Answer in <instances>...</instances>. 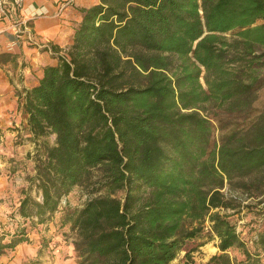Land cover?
<instances>
[{
	"label": "trees",
	"instance_id": "trees-1",
	"mask_svg": "<svg viewBox=\"0 0 264 264\" xmlns=\"http://www.w3.org/2000/svg\"><path fill=\"white\" fill-rule=\"evenodd\" d=\"M79 12L72 44L24 95L33 136L55 139L28 178L39 200L23 193V223H45L98 169L105 195L61 221L78 264H170L182 251L195 264L186 246L205 221L218 241L205 264H264V228L251 251L223 213L239 212L229 191L264 189V116H252L264 0H99ZM209 104L242 118L224 126L203 115ZM20 234L0 237V256Z\"/></svg>",
	"mask_w": 264,
	"mask_h": 264
},
{
	"label": "rangeland",
	"instance_id": "rangeland-1",
	"mask_svg": "<svg viewBox=\"0 0 264 264\" xmlns=\"http://www.w3.org/2000/svg\"><path fill=\"white\" fill-rule=\"evenodd\" d=\"M66 51L56 56V62L59 57L64 56ZM258 53L263 54L259 61V65H262L259 75L264 77V49L259 48ZM200 81L203 84V80L200 79ZM252 99V116L257 117L261 114L264 116V87L258 90ZM205 108L203 115L219 121L221 120L224 126L231 125L234 121H240L242 118V116L240 117L236 113H227L225 110L218 109L210 104ZM213 125V140L214 142H218L220 135V131L217 128L218 124L213 122ZM45 141L46 144L50 145V138ZM31 175L29 173L27 176H20L21 181L18 184H11L15 195L4 197L0 193V205H3V207H0V237L4 238L3 242H8L11 239L20 237V233H24L27 239L12 251H8L5 255L0 256V264H25L32 259H37L38 264H78V259L72 245L75 233L70 230L68 225H62L61 221L67 206L70 208H81L87 199L105 195V190L100 187L99 183L101 178L100 171L98 169L92 170L87 180L81 186L73 188L62 199L57 212L50 215L47 218L48 220L42 224H36L35 219H30L23 223L24 220L21 219L17 212L18 206L16 204L24 197L25 194L23 193L29 194L32 198L39 200L34 187L30 188L31 186H29L28 178L32 177ZM22 177L25 179H22ZM226 194L231 195V197H238L240 200L237 202L240 203V208L238 209L239 212L236 213L231 210L223 211V213L230 215L229 220L235 226L237 233H239L244 241L248 242L247 246L249 250L253 251L254 247H252L250 239L257 230L264 228V189L262 188L259 192L253 190L250 193H243L242 188L237 187ZM120 195L117 194L116 196ZM7 197L11 200V204H9L7 199V205H4V199ZM246 205H248V208H246ZM203 226L199 240L186 246L195 264H205L211 256L218 253L216 247L218 241L215 237H211L208 221H205ZM199 244H203V246L192 252V249L197 248ZM230 255L237 257V259L241 258L236 252H231ZM261 255L263 256L264 263V252H261ZM184 262L185 252L182 251L170 264H184Z\"/></svg>",
	"mask_w": 264,
	"mask_h": 264
},
{
	"label": "crops",
	"instance_id": "crops-1",
	"mask_svg": "<svg viewBox=\"0 0 264 264\" xmlns=\"http://www.w3.org/2000/svg\"><path fill=\"white\" fill-rule=\"evenodd\" d=\"M66 2L68 5L58 11ZM98 2L24 0L28 9L45 13L31 23V29L39 40L51 47L52 53L46 48L39 49L17 42L7 30L8 23L0 21V135L3 139L0 142V193L4 197L15 195L11 184H18L20 176L33 175L37 160L44 159L45 140L50 138V145H53L55 139L54 135L35 138L31 133L28 116L23 110L25 92L38 84L43 68L55 65L56 56L72 44L74 28L81 21L79 10ZM5 199L3 203L7 205L8 197ZM10 201L8 199L9 204Z\"/></svg>",
	"mask_w": 264,
	"mask_h": 264
},
{
	"label": "built area",
	"instance_id": "built-area-1",
	"mask_svg": "<svg viewBox=\"0 0 264 264\" xmlns=\"http://www.w3.org/2000/svg\"><path fill=\"white\" fill-rule=\"evenodd\" d=\"M62 5L58 11H62L68 3ZM28 8L29 6L25 7L24 0H0V21L8 23L7 30L12 33L17 42L21 41L39 49L46 48L48 52L52 53L51 47L39 40L31 29V23L45 13ZM1 138L0 135V142L3 140Z\"/></svg>",
	"mask_w": 264,
	"mask_h": 264
}]
</instances>
